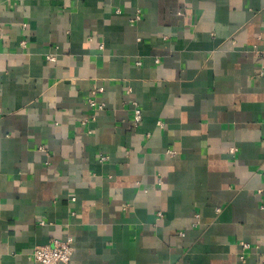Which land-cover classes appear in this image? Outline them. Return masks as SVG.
Returning <instances> with one entry per match:
<instances>
[{"label":"crops","instance_id":"obj_1","mask_svg":"<svg viewBox=\"0 0 264 264\" xmlns=\"http://www.w3.org/2000/svg\"><path fill=\"white\" fill-rule=\"evenodd\" d=\"M263 48L264 0H0V264H264Z\"/></svg>","mask_w":264,"mask_h":264},{"label":"built area","instance_id":"obj_2","mask_svg":"<svg viewBox=\"0 0 264 264\" xmlns=\"http://www.w3.org/2000/svg\"><path fill=\"white\" fill-rule=\"evenodd\" d=\"M259 52L260 65L256 72L257 76L264 79V48ZM49 60H54V55H47ZM99 90V89H98ZM90 104L102 108L101 104L96 105L93 97L90 98ZM133 119L135 124L141 119V109L135 104L133 108ZM102 158V157H101ZM104 158V157H103ZM245 247L248 243H242ZM73 252V239L71 236L65 239H53L51 243L36 245L32 249L33 258L41 264H68Z\"/></svg>","mask_w":264,"mask_h":264}]
</instances>
